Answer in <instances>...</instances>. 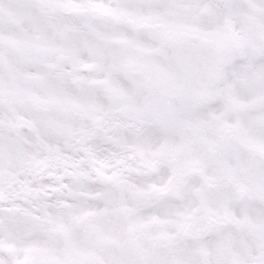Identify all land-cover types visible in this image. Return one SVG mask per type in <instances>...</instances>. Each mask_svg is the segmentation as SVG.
<instances>
[{
  "label": "snow or ice",
  "instance_id": "snow-or-ice-1",
  "mask_svg": "<svg viewBox=\"0 0 264 264\" xmlns=\"http://www.w3.org/2000/svg\"><path fill=\"white\" fill-rule=\"evenodd\" d=\"M0 264H264V0H0Z\"/></svg>",
  "mask_w": 264,
  "mask_h": 264
}]
</instances>
